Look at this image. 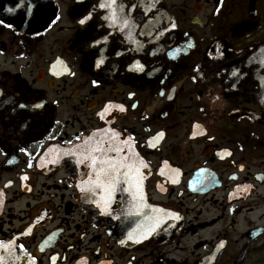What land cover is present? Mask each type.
Returning <instances> with one entry per match:
<instances>
[{"label": "flooded vegetation", "instance_id": "obj_1", "mask_svg": "<svg viewBox=\"0 0 264 264\" xmlns=\"http://www.w3.org/2000/svg\"><path fill=\"white\" fill-rule=\"evenodd\" d=\"M103 2L0 0V243L264 264V0H122L115 21ZM101 160L131 166L110 199ZM142 207L161 226L141 238Z\"/></svg>", "mask_w": 264, "mask_h": 264}, {"label": "water", "instance_id": "obj_2", "mask_svg": "<svg viewBox=\"0 0 264 264\" xmlns=\"http://www.w3.org/2000/svg\"><path fill=\"white\" fill-rule=\"evenodd\" d=\"M99 137H114L110 134H101ZM127 143L119 142V147H127ZM149 211L151 221L148 222L149 217L145 219L144 226L141 225L139 231H137L138 235L142 237L149 236L158 231V228L161 226V216L158 212L153 209L142 207L140 208V212ZM142 214L140 215V217ZM143 222V220H142ZM0 260H2V264H37L34 260H32L26 253H24L20 248L14 246L13 244H1L0 243Z\"/></svg>", "mask_w": 264, "mask_h": 264}, {"label": "snow or ice", "instance_id": "obj_3", "mask_svg": "<svg viewBox=\"0 0 264 264\" xmlns=\"http://www.w3.org/2000/svg\"><path fill=\"white\" fill-rule=\"evenodd\" d=\"M20 2L23 3V0H20ZM18 6H19V4H18ZM100 7L112 9L110 19L115 21L117 19H120V17L117 15L116 10L117 9L122 10L124 5H123L122 0H120L119 4L117 3V0H105V2L100 4ZM7 11L11 12L13 10L7 9ZM85 19H87V17ZM80 22L83 23L84 20H81ZM124 22L127 23V21H124ZM21 107H24V105H21ZM35 107H40V105H36ZM96 151H100V149L97 148ZM89 158L91 159L92 164L94 166L98 163L97 158L95 156H91ZM99 164L101 165V167L99 169V172L97 173L96 183L101 184V176L103 175L105 178V181H106V183L104 184L105 191L108 193V198L110 199L111 193L115 189L117 177L120 174V169L122 167H127V168H129V170H131V166L125 165V164H117V163H113V162L106 161V160L99 161ZM105 165H106V167H105ZM125 175H126V173H125ZM141 199H142V197H141ZM106 204H107V201H105V205ZM129 238L131 239V235L129 236ZM0 264H2V260H0Z\"/></svg>", "mask_w": 264, "mask_h": 264}]
</instances>
